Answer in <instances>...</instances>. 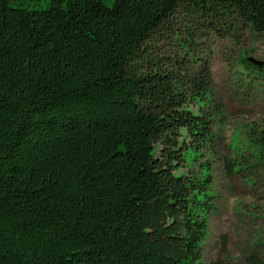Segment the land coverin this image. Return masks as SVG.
<instances>
[{"label":"trees","instance_id":"16d2710c","mask_svg":"<svg viewBox=\"0 0 264 264\" xmlns=\"http://www.w3.org/2000/svg\"><path fill=\"white\" fill-rule=\"evenodd\" d=\"M237 24L264 39V0H0V264H204L226 115L192 49Z\"/></svg>","mask_w":264,"mask_h":264},{"label":"rangeland","instance_id":"374dc122","mask_svg":"<svg viewBox=\"0 0 264 264\" xmlns=\"http://www.w3.org/2000/svg\"><path fill=\"white\" fill-rule=\"evenodd\" d=\"M103 1L112 6L115 0ZM179 15L177 25L183 29L188 23ZM162 35L165 38L155 42L165 52L162 55L186 59L193 72L199 69V63L210 64L213 95L226 115L216 142L218 157L213 165L212 208L207 214L209 228L203 243V263H263L264 162L258 161L259 148L249 139L248 128L264 116V76L256 70L247 72L240 59L245 56L264 60V39L243 24L223 33L202 32L192 49L197 63L177 43L174 34ZM225 154L242 161V171L227 177L219 162Z\"/></svg>","mask_w":264,"mask_h":264},{"label":"water","instance_id":"95a60500","mask_svg":"<svg viewBox=\"0 0 264 264\" xmlns=\"http://www.w3.org/2000/svg\"><path fill=\"white\" fill-rule=\"evenodd\" d=\"M248 61L252 63L255 67H263L264 66V60L257 59L255 57H249Z\"/></svg>","mask_w":264,"mask_h":264}]
</instances>
